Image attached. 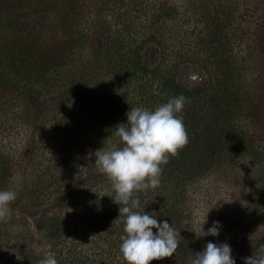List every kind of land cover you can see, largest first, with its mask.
<instances>
[{
  "label": "trees",
  "instance_id": "obj_1",
  "mask_svg": "<svg viewBox=\"0 0 264 264\" xmlns=\"http://www.w3.org/2000/svg\"><path fill=\"white\" fill-rule=\"evenodd\" d=\"M103 92L115 128L131 107L187 98L188 144L139 193L138 211L180 233L153 264H190L209 242L244 264L264 217V0H0V190L17 192L0 264H125L92 155L112 126L109 100L96 122ZM206 218L218 237L197 238Z\"/></svg>",
  "mask_w": 264,
  "mask_h": 264
},
{
  "label": "clouds",
  "instance_id": "obj_2",
  "mask_svg": "<svg viewBox=\"0 0 264 264\" xmlns=\"http://www.w3.org/2000/svg\"><path fill=\"white\" fill-rule=\"evenodd\" d=\"M186 99L183 95L173 97L154 110L131 107L126 113L127 123L118 124L103 141L104 147L92 154L97 171L110 181L115 193L112 200L119 206V217L113 224H123L124 235L120 238L119 251L125 264H153L173 257L179 247L180 233L173 224L167 220L159 222L153 214L137 209L141 206L139 193L154 190L160 185L162 166L189 142L186 126L179 115ZM81 178L84 179L83 176ZM16 199V191L0 190V220L12 215L11 205ZM206 223L207 218L197 238L218 237L222 225L213 222L212 227L205 231ZM38 264H58V261L54 253L48 252ZM190 264L236 262L228 243L209 242L203 251L192 253ZM244 264H264V245L251 257L245 258Z\"/></svg>",
  "mask_w": 264,
  "mask_h": 264
},
{
  "label": "rangeland",
  "instance_id": "obj_3",
  "mask_svg": "<svg viewBox=\"0 0 264 264\" xmlns=\"http://www.w3.org/2000/svg\"><path fill=\"white\" fill-rule=\"evenodd\" d=\"M190 78H196L197 77V71L196 70H191L190 72H189V75H188ZM192 78V79H193ZM107 100H109V102H107ZM103 101V102H102ZM104 101L105 102H107L108 103V107H109V110L111 111V117H112V120L109 122L110 124H112V126H111V128H110V130H109V135H111V131L112 130H114L115 129V127L113 126L114 124V122H115V116L113 115V113H112V109H113V103H114V101H115V103H116V101H119V100H116L115 99V95L113 94V93H106V92H103L102 93V96H101V98L99 99V100H97V101H95L94 103H95V107H97V109H96V114H95V116L97 117L96 118V122L97 123H100V121H99V118L101 119L102 117H103V112H102V110L103 109H101V105H103L104 104ZM110 105V106H109ZM99 108H100V110H99ZM114 110V109H113ZM110 111H109V113H110ZM122 111V114H123V110H121ZM121 113H119V116H123ZM108 127H110V125L108 126ZM114 142V141H113ZM256 217H254L253 218V220H254V222H253V224H255L256 225ZM257 228L259 229L258 230V238H259V242H260V246L261 245H264V217H261V218H259V222H258V224H257ZM256 235V234H255ZM249 245H250V242H249ZM247 249H248V247H246ZM259 249V248H258ZM253 255V253H250L249 254V256L248 257H251Z\"/></svg>",
  "mask_w": 264,
  "mask_h": 264
}]
</instances>
